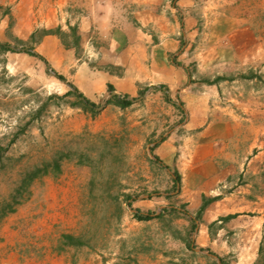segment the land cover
Masks as SVG:
<instances>
[{"label": "rangeland", "instance_id": "1", "mask_svg": "<svg viewBox=\"0 0 264 264\" xmlns=\"http://www.w3.org/2000/svg\"><path fill=\"white\" fill-rule=\"evenodd\" d=\"M87 1L109 11L91 12L85 0L62 12L49 0H0V43L13 51L0 52V264H247L248 236L228 232L233 249L221 258L199 245L182 213L181 176L174 189L176 169L154 159L161 138L185 135V117L177 96L167 102L159 88L167 85L151 69V50L169 34L177 42L171 60L194 91L211 89L233 136L256 139L262 172L224 191L264 198V0ZM107 14L131 31L91 27L82 36L89 18ZM29 27L37 43L18 37ZM57 29L44 46L43 32ZM70 85L96 108L65 96ZM110 95L134 102L120 109L107 104ZM136 210L159 217L137 221ZM247 210L239 211L252 217ZM219 227L212 223L210 236ZM253 264H264V225Z\"/></svg>", "mask_w": 264, "mask_h": 264}, {"label": "crops", "instance_id": "2", "mask_svg": "<svg viewBox=\"0 0 264 264\" xmlns=\"http://www.w3.org/2000/svg\"><path fill=\"white\" fill-rule=\"evenodd\" d=\"M74 1L49 0V4H53L62 12ZM142 1L134 0L133 3L139 7L141 3H145ZM118 2L119 0L109 1L110 4L115 5H118ZM80 3L83 5L82 2ZM84 4L91 12L98 8L96 6H99L101 11H109L107 4L105 6L99 3L93 7V4L91 5L87 0ZM146 14L150 15V9H146ZM96 17L99 19L89 18L88 25L81 29L82 36H86L91 27H97L100 34H124L121 27L131 31L130 24L125 20L113 19L108 14ZM32 31L33 28L29 27L25 31H18L17 35L25 39L32 34ZM168 35L162 34L163 44L154 46L151 50V69L163 72L162 85H167V90L163 89L164 93L167 96H177L179 99L181 104L177 103L175 106H180V111L185 117L183 125L185 135L171 134L155 147L153 153L160 163L167 167L172 166L181 176L180 197L187 204L186 211L191 218H194L199 210L202 197H218L204 209L199 223H195L196 240L199 245L207 247L221 258L233 249L228 241V232H232L233 237L248 236L251 252L246 262L253 264L257 258L261 229L264 225V198H249V193L246 191L234 189L225 192L224 189L234 186L241 177L247 182L248 178L262 172L263 165L261 161L258 162V156L252 157L256 139L249 134L233 136L229 130L233 129L229 126V118L224 114H216L215 100L212 98L214 92L211 89L209 92L194 91V85L188 83L184 69L172 63L170 54L177 48L175 45L177 42L171 40ZM56 41L55 36L48 35L44 36L42 44L45 46ZM64 51L62 49L60 52L63 54ZM243 205L245 209H248L246 213L253 214L252 217L241 215ZM229 215L236 216L227 221L220 220ZM214 222L220 227L210 236L209 226ZM214 249L222 251V254L215 252Z\"/></svg>", "mask_w": 264, "mask_h": 264}, {"label": "trees", "instance_id": "3", "mask_svg": "<svg viewBox=\"0 0 264 264\" xmlns=\"http://www.w3.org/2000/svg\"><path fill=\"white\" fill-rule=\"evenodd\" d=\"M69 31H70L71 36L73 37L74 46L77 47L78 46V42H79V36H77L75 29L69 27ZM58 33H60L59 29H57L56 31L48 30V31H44L43 32V36L53 35V36H57L58 37ZM29 39H30V42L37 43V41L35 40L34 34H31ZM65 47H67V46H65ZM0 52L7 53V52H13V51L8 45L0 43ZM23 52L25 54H27L28 56L37 58L41 62L46 64V61L42 57H40L37 54L33 53L31 49L23 50ZM172 63H173V65L178 66V64H176L174 61H172ZM56 78L58 80L62 81V82L64 81V78L62 76L56 75ZM222 79L223 78H216L214 81L210 82V84H215V83H217L218 81H220ZM70 88H71V91L67 92L65 94V96H74L78 100V106L82 110H85V111L86 110H91L92 111V110H94L96 108V106L92 102L87 100L74 86L70 85ZM160 89L163 90L164 88L160 87ZM107 91H108V93L111 94L113 92V87L111 85H107ZM163 91H165V90H163ZM165 98H166V101L169 102L168 97H167L166 94H165ZM133 102H134L133 100L128 99L127 97H120V96H117V95H113L107 101V104H112V105H114V106H116V107H118L120 109H125V108L130 107L133 104ZM178 109L181 110L180 106L178 107ZM163 141H164V138H161L160 141L157 142L154 147H156L158 144H160ZM154 159H155V161L159 162V160L156 157ZM172 175H173V187H174V189H177L178 185L180 183V177H179L177 172H173ZM217 199H218V197L211 198V199H206V198L202 197L201 206H200L199 210L197 211L195 217L190 219V221L192 223V228L196 227L195 223L200 219L201 214L204 211V209L210 203H212L213 201H215ZM182 213L184 215L188 216V213L186 211H183ZM235 216L236 215H229V216H227L225 218H221L220 220L221 221H227V220H230V219L234 218ZM133 217L137 221H150V220H152L154 218L159 217V215H155V214H151V213L143 214V213L139 212L138 210H136L133 213ZM69 239L72 240L71 238H69ZM260 251H262V250L260 249Z\"/></svg>", "mask_w": 264, "mask_h": 264}]
</instances>
